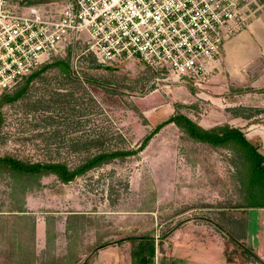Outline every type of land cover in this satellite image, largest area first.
Listing matches in <instances>:
<instances>
[{
  "label": "rangeland",
  "instance_id": "rangeland-1",
  "mask_svg": "<svg viewBox=\"0 0 264 264\" xmlns=\"http://www.w3.org/2000/svg\"><path fill=\"white\" fill-rule=\"evenodd\" d=\"M82 53H68L69 71L47 68L17 101L1 98L0 158L75 169L99 153H137L69 184L0 167V264H89L104 247L111 253L100 264H132L139 259L129 237L155 238L149 264H172L194 251L210 252L213 264H260L253 246L263 252L264 212L249 207L243 152L197 142L175 123L140 150L159 124L182 114L205 129L239 126L264 155V107H252L264 106L253 86L259 76L249 70L242 82L226 79L223 65L228 90L214 93L212 73L199 87L182 86L134 60L103 68Z\"/></svg>",
  "mask_w": 264,
  "mask_h": 264
},
{
  "label": "built area",
  "instance_id": "built-area-1",
  "mask_svg": "<svg viewBox=\"0 0 264 264\" xmlns=\"http://www.w3.org/2000/svg\"><path fill=\"white\" fill-rule=\"evenodd\" d=\"M263 9L264 0H0V100L78 47L103 66L134 60L199 87Z\"/></svg>",
  "mask_w": 264,
  "mask_h": 264
},
{
  "label": "trees",
  "instance_id": "trees-1",
  "mask_svg": "<svg viewBox=\"0 0 264 264\" xmlns=\"http://www.w3.org/2000/svg\"><path fill=\"white\" fill-rule=\"evenodd\" d=\"M54 66H62L66 71L70 70V64L67 59L56 60L54 63L44 66L42 69L31 75L26 80L27 84L23 89L12 96L5 94L3 96L4 100L10 103L17 101L28 90L31 81L47 68ZM103 68H107V66H104ZM171 123H175L184 129L186 134L197 142L206 143L212 146H233L236 147L240 153L243 152L251 169L249 176V189L252 190V201H250L249 207L252 209H264V155L262 154L260 147L250 142L241 129L229 125L205 129L194 123L187 116L180 114L172 116L166 122L159 124L156 129L145 138L140 150L145 149L150 143L152 137L163 127ZM1 125L2 121L0 114V129ZM135 153L137 152L115 151L99 153L75 169H70L67 165L62 163L23 162L10 157L0 158V167L24 177L31 176L40 178L47 175H55L62 183L69 184L99 166L110 163L115 159L132 156ZM253 196H255V198H253ZM126 240L134 246L136 250L135 258H138L140 263H148L150 258L154 257L155 238L129 237Z\"/></svg>",
  "mask_w": 264,
  "mask_h": 264
},
{
  "label": "crops",
  "instance_id": "crops-1",
  "mask_svg": "<svg viewBox=\"0 0 264 264\" xmlns=\"http://www.w3.org/2000/svg\"><path fill=\"white\" fill-rule=\"evenodd\" d=\"M31 1V0H29ZM43 0L42 5L46 3ZM55 1H52V3ZM41 4V3H40ZM224 64H220V62L213 63V72L209 78V85L208 88L210 91L217 93L218 91H226L228 90L227 84L229 83L227 80H224L223 70L227 72V78L232 79L233 81L242 82L244 79L243 74L241 72H248L249 70H252L254 74L258 75L259 77L254 81L253 86L258 87V95L263 98L264 94V9L262 12L254 19L252 22V26L248 30H244L239 35L233 37L231 40H229L225 46L224 50ZM224 65V69H223ZM220 68L223 69L220 72L218 71ZM219 72V74H218ZM226 76V75H225ZM216 79H220L221 84H216ZM263 89V90H261ZM264 99V98H263ZM260 103V100H258ZM248 107V106H245ZM244 107V108H245ZM252 107H264V106H252ZM234 121H242L240 115H234L233 117ZM234 125V124H233ZM244 125V124H243ZM231 126V125H230ZM235 128H238L239 126H232ZM251 128L254 129L257 128V125L255 123H251ZM214 128V127H212ZM240 128V127H239ZM249 129V128H248ZM258 135V134H257ZM261 135V134H259ZM262 212H264V209H258ZM177 249H180L179 247ZM253 249L256 251L255 253L259 257L260 264H264V249L263 252L256 247V245L253 246ZM156 244H155V252H156ZM111 248H101L98 251L97 256L89 263V264H100L101 260H103V256L107 255L108 253H111ZM180 250H178L179 254ZM183 252V251H181ZM199 252L194 251L190 255H193V257H186V256H175L174 259H172L174 262L172 264H213L212 258L208 256L210 252ZM154 257L150 258L153 259ZM155 259V258H154ZM153 261V260H152ZM132 264H143L138 262H134L132 260ZM151 263L150 260L148 263ZM223 264H241L237 261H227Z\"/></svg>",
  "mask_w": 264,
  "mask_h": 264
}]
</instances>
